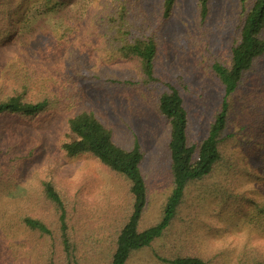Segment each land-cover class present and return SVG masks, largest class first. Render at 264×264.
Instances as JSON below:
<instances>
[{"label":"trees","instance_id":"trees-1","mask_svg":"<svg viewBox=\"0 0 264 264\" xmlns=\"http://www.w3.org/2000/svg\"><path fill=\"white\" fill-rule=\"evenodd\" d=\"M182 1L0 0V264L18 259L26 248L24 235L40 241L27 264H128L136 252L166 234L188 192L197 188L207 192L199 202L214 201L212 211L219 218H235V228L252 229L261 242L240 243L228 260L225 248L204 255L199 248L174 245L165 262L264 264V190L245 189L250 181L264 183V140L259 144L261 165L254 168L228 133L231 97L245 81L255 76L264 92V0L228 1L221 26L234 34L229 62L214 64L224 87L222 105L207 134L198 139L187 83L176 85L161 75L167 32ZM192 1L195 23L205 30L214 0ZM91 90L111 103L119 92L140 91L134 101L150 99L168 127L162 154L167 155L173 191L156 223L143 224L150 202L144 145L137 134L131 143L120 139L88 107ZM42 124L44 131L36 132ZM44 132L52 135L55 157H49L39 189L25 206L12 200V190L25 168L23 155H34L32 135L37 134V141ZM84 156L98 160L120 182L125 197L115 221L94 242L81 235L59 174L65 162Z\"/></svg>","mask_w":264,"mask_h":264},{"label":"rangeland","instance_id":"rangeland-1","mask_svg":"<svg viewBox=\"0 0 264 264\" xmlns=\"http://www.w3.org/2000/svg\"><path fill=\"white\" fill-rule=\"evenodd\" d=\"M228 1L214 0L211 20L204 30L195 23L193 1L183 0L172 28L167 32V45L160 63L161 75L176 85L187 83L185 92L196 139L207 134L222 105L224 87L215 75L214 64L219 61L229 62L228 47L232 44L234 34L232 30L225 32L221 26L222 19L228 14ZM256 81L255 76L247 79L231 97L228 129L234 139L232 145H239L246 163L254 168L261 165L259 144L264 140L259 126L261 123L264 126V92H259ZM123 94L121 96V92L117 93L111 103L104 94L87 91V105L113 126L120 139L131 143L134 134H137L144 145L147 157L145 170L150 187V202L143 219V224L147 226L161 220L164 205L173 191L167 155L162 154L168 127L150 99L141 96L137 102L134 101L140 91L125 90ZM44 129L45 125L42 124L36 132H43ZM36 135L33 134L30 141L34 155H23L21 162L25 168L11 195L12 200L23 202L25 206L30 204L32 199L29 198L33 192L39 189L41 177L49 167V157H55V149L51 147V133L44 132L43 139L37 141ZM59 174L71 195V214L81 225V235L91 237L92 242L98 240L100 231L115 221L112 218L124 202L120 182L98 160L89 156L65 162L60 166ZM245 189L259 192L264 190V183L259 180L250 181ZM206 194L204 188L191 189L166 234L153 246L136 252L128 264H169L164 258L170 256L169 250L174 245L196 247L204 255L215 254L225 248L223 257L228 260L232 250L240 243L260 244V234L247 227L235 228V218L225 215L219 218L212 211L214 201L209 199L207 202L206 198L204 202H199L203 196L207 197ZM20 237L29 245L26 242V248L19 251L20 255L13 264H27L40 242L35 237L29 241L28 235ZM92 242L87 241V244Z\"/></svg>","mask_w":264,"mask_h":264}]
</instances>
